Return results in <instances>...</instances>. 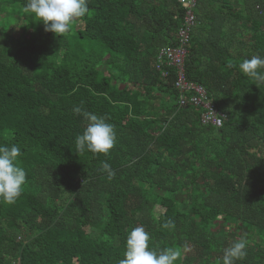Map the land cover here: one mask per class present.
<instances>
[{
    "label": "trees",
    "instance_id": "obj_1",
    "mask_svg": "<svg viewBox=\"0 0 264 264\" xmlns=\"http://www.w3.org/2000/svg\"><path fill=\"white\" fill-rule=\"evenodd\" d=\"M27 2L0 0V145L26 172L17 202L0 201V264H119L138 226L180 251L175 264H222L241 238L236 264H264V83L240 68L264 57V0H196L185 79L219 128L178 104L173 67L156 68L185 24L179 0H88L62 37ZM75 107L113 125L107 156L76 152L88 121Z\"/></svg>",
    "mask_w": 264,
    "mask_h": 264
},
{
    "label": "clouds",
    "instance_id": "obj_2",
    "mask_svg": "<svg viewBox=\"0 0 264 264\" xmlns=\"http://www.w3.org/2000/svg\"><path fill=\"white\" fill-rule=\"evenodd\" d=\"M88 0H28L25 12L33 15L36 21L44 25V30L62 37L71 33L75 21L88 13ZM242 72L255 80L264 83V57L254 55L240 65ZM75 114H81L88 121L82 134L74 141L76 152L84 154H103L107 156L115 146L116 133L112 124L106 118L89 112H82L80 107L73 109ZM21 149L12 145H0V201L12 205L21 197L26 184V172L17 164ZM103 172L108 179L115 176V171L107 162H102ZM163 227L174 229V221H166ZM150 234L143 226L132 229L125 242L124 259L119 264H175L180 257V251L172 248L155 249L150 247ZM246 241L241 238L223 251L222 264H236L247 257Z\"/></svg>",
    "mask_w": 264,
    "mask_h": 264
},
{
    "label": "built area",
    "instance_id": "obj_3",
    "mask_svg": "<svg viewBox=\"0 0 264 264\" xmlns=\"http://www.w3.org/2000/svg\"><path fill=\"white\" fill-rule=\"evenodd\" d=\"M185 7V24L178 30L177 43L174 47H163L158 53L157 70L162 71L165 67H173L177 71L176 88L181 93L178 104L181 107L192 105L195 108L203 109L201 122L204 125H212L217 128L222 126L223 116L217 112L213 102L208 99L205 91L185 79L184 59L187 54L190 28L195 24L193 13L196 0H179ZM191 95L187 96L186 93Z\"/></svg>",
    "mask_w": 264,
    "mask_h": 264
}]
</instances>
